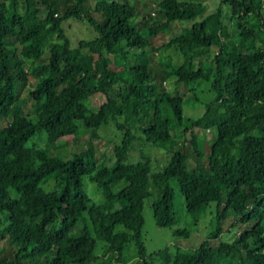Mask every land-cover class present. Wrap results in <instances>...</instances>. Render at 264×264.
<instances>
[{"label":"trees","instance_id":"obj_1","mask_svg":"<svg viewBox=\"0 0 264 264\" xmlns=\"http://www.w3.org/2000/svg\"><path fill=\"white\" fill-rule=\"evenodd\" d=\"M63 1L60 12L59 0H0V240L15 246L0 264H98V256L101 264H264V0H217L211 12L203 0H154L159 21L131 0ZM71 19L86 22L95 37L74 42L64 26ZM183 22L192 24L161 46L174 52L155 56L152 39ZM152 57L174 79L173 92L160 85ZM199 82L212 98L194 95L206 109L192 120L178 92L182 85L195 92ZM97 95L104 96L98 109L85 103ZM4 117L11 120L3 126ZM111 123L122 136L113 166L99 162L91 145L68 158L54 150L82 128ZM197 130L212 132L207 150ZM138 132L171 154L162 170L152 172L147 157L127 163ZM42 136L43 144L29 145ZM181 138L191 143L194 169ZM85 177L102 202L89 196ZM173 182L192 220L216 207L214 228L196 248H165L153 261L145 204L157 188L155 221L172 228ZM230 214L239 218L233 241L221 238Z\"/></svg>","mask_w":264,"mask_h":264},{"label":"rangeland","instance_id":"obj_2","mask_svg":"<svg viewBox=\"0 0 264 264\" xmlns=\"http://www.w3.org/2000/svg\"><path fill=\"white\" fill-rule=\"evenodd\" d=\"M138 4L140 8H145V11L150 12L153 17L159 21L163 20V14L159 12L154 6V0H131ZM208 5V11H212L218 5L217 0H203ZM143 3L147 4L144 7ZM65 2L59 0V11L63 12L65 9ZM92 15L100 16L97 12H91ZM159 19V20H158ZM227 25V34L233 36L235 34V26L232 25L231 21L225 20ZM192 22H183V23H174L172 28L167 33H159L154 39H152V44L157 47L155 56L160 54L173 53L172 49H162L161 46L163 43L168 42L172 37L177 35L182 27L190 26ZM68 35L73 39L74 42L79 41L80 39H92L95 37L96 33L93 29L89 28L86 22H80L78 20L71 19L64 24ZM215 49L212 51H202L200 60L207 61L213 57ZM154 57H152L153 59ZM154 60V59H153ZM153 71L156 73V77L160 85L168 90L173 92L175 88L174 79H165L164 77V67L156 62V58L153 62ZM34 84V80L31 78L29 84L21 85L20 93L21 98L27 96V92L31 85ZM206 82H199L191 87L197 88L195 92H186L185 86L179 88V94L183 95L186 98V105L184 106V114L186 117H189L192 120H197L201 115H203L206 106L203 104L195 102V96L198 99H201L202 102L210 101L212 98V93L209 92V86L206 85ZM175 93V92H174ZM185 93V94H183ZM104 96L97 95L91 100H87L86 104H91L94 108H97L102 104ZM27 105L31 107V102L28 100ZM26 105V106H27ZM33 112V111H32ZM11 118L4 117L2 120V125H6ZM87 123L91 126L92 120H87ZM197 135L200 140H202V146L204 149H208V140L211 138V131L197 130ZM137 138L134 141L132 149L129 151L127 163H136L142 160L144 157L150 158L152 161V172H157L163 169L165 165L170 162L171 154H169L165 149L155 147L147 143L145 140H141V132H138ZM45 136L34 137L30 140L29 145L34 143L43 144L45 142ZM189 137V135H188ZM121 132H119L115 124L111 123L105 127L96 129L95 127H90L88 129H81V134L77 136H67L64 140L59 143L54 149L57 154L62 155L63 157H71L73 152H78L91 145L97 151V158L99 162H106L108 165L113 166L115 163V155L113 153L114 144H118L121 141ZM181 144L184 145V151L188 154V167L189 169H194L196 167V155L191 148L190 141H185L183 138L179 140ZM66 144V145H65ZM84 187L88 192L89 196L96 202L100 203L103 201V194L101 190L92 182L90 179L85 177L83 179ZM125 185V181H121L115 185L114 190L117 192L121 187ZM176 191V204L175 210L177 212V222L172 228H162L159 227L154 218V212L152 208V202L154 199L160 197V192L157 188H153V197L148 199L144 208V218L145 224L143 229L144 242L148 250V256L150 259L155 261L158 256V252L162 249L169 248L171 251L179 246L183 249H194L202 241V237H206L211 230L214 228V223L212 222V217L216 214V207L213 206L209 208L205 213L201 214L192 220V217L186 210L184 204V197L180 191V187L177 182L172 183ZM53 187H48L52 189ZM64 209L59 210L58 214H63ZM58 215V216H59ZM239 218L230 214L228 219L223 224V234L221 238L223 240L233 241L236 236H238L239 228L237 226ZM41 230V226L38 227ZM188 230V238H183L178 235L179 230ZM9 240H0V258H5V256H11L13 250L15 251V246ZM101 245V242H100ZM131 251L135 250V246L131 245L129 247ZM100 251V249H99ZM101 252V251H100ZM98 264L102 263L101 256L97 257ZM129 264H141L137 260H132Z\"/></svg>","mask_w":264,"mask_h":264}]
</instances>
